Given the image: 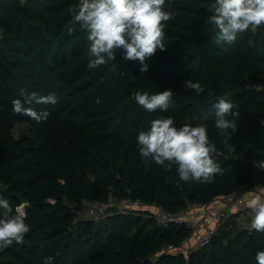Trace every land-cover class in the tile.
Segmentation results:
<instances>
[{"label": "trees", "instance_id": "16d2710c", "mask_svg": "<svg viewBox=\"0 0 264 264\" xmlns=\"http://www.w3.org/2000/svg\"><path fill=\"white\" fill-rule=\"evenodd\" d=\"M210 2L166 0L165 10L174 15L166 22L167 49L147 59L141 73L140 62L124 60L122 49L114 61L88 67L86 33L70 12L78 0H0V196L13 208L26 204L31 227L22 244L0 250V264H44L46 257L54 264H142L147 258L154 264H256L264 233L240 228L234 217L207 246L174 254L161 250L190 237L185 226H163L140 211L91 222L72 208L84 198L130 196L177 213L187 202L208 204L264 186V172L255 166L264 161V28L241 34L234 45H216L205 23ZM188 80L205 92L185 90ZM21 88L56 93L55 105H31L49 112L46 120L13 111ZM169 88L174 101L167 112H147L134 99L137 91ZM224 93L239 113L229 117L236 131L228 145L211 107ZM168 116L177 127L188 118L193 126L208 125L222 169L213 182H184L176 166L169 171L141 158L139 133ZM17 125L27 126L18 136Z\"/></svg>", "mask_w": 264, "mask_h": 264}, {"label": "clouds", "instance_id": "9594fccd", "mask_svg": "<svg viewBox=\"0 0 264 264\" xmlns=\"http://www.w3.org/2000/svg\"><path fill=\"white\" fill-rule=\"evenodd\" d=\"M165 2L166 0H80L79 6L70 9V12L74 21L86 33L89 45L88 67L95 69L114 61L116 51L122 49L124 60L139 61L142 65L141 73L146 72V60L158 51L167 49L164 43L166 22L174 19V15L165 10ZM207 9L210 15L205 23L214 33L213 43L216 45H234L241 34L264 28V0H212ZM184 87L197 94L205 92L198 81H185ZM213 95L211 91L208 92L209 97ZM19 96L22 99L12 101L13 111L37 122L46 120L50 113L37 112L31 105H55L59 100L54 92L41 96L23 88L20 89ZM134 99L147 112H167L173 106L174 92L170 88L152 94L137 91ZM211 107L215 128L224 136L223 143L228 145L232 133L236 131L235 121L229 119L232 115L239 116L234 111L236 105L230 94L224 93ZM202 119L207 120V115ZM137 141L143 160H151L169 171L176 166L179 179L184 182L211 183L222 171L214 158L217 148L209 139L208 125L199 123L193 126L192 118L186 119L179 127L171 116L154 119L146 131L139 133ZM229 148L235 151L230 145ZM25 208V204L13 208L7 198L0 196V250L13 243L22 244L30 232ZM248 208L252 213L251 228L264 233V197L257 195L252 198L248 202ZM255 260L256 264H264V251H258ZM44 264H54V258L46 257Z\"/></svg>", "mask_w": 264, "mask_h": 264}, {"label": "built area", "instance_id": "2783aa9c", "mask_svg": "<svg viewBox=\"0 0 264 264\" xmlns=\"http://www.w3.org/2000/svg\"><path fill=\"white\" fill-rule=\"evenodd\" d=\"M79 3L80 0H78V6ZM261 125L264 127V121ZM255 166L264 172V161H256ZM257 195L264 197V186H255L244 194L234 191L217 197L208 204L187 202L184 208L177 213L166 211L160 206L146 205L141 200L133 199L130 196L119 199L110 198L107 202L91 201L84 198L74 203L72 208L78 218L91 222H98L118 212L140 211L153 217L160 225L185 226L192 231L191 236L185 238L178 247L169 245L161 250V253L177 254L207 246L221 225L232 217L236 218V223L240 228L247 231L253 230L251 228L252 213L248 208V202ZM48 201L55 202L53 199Z\"/></svg>", "mask_w": 264, "mask_h": 264}, {"label": "rangeland", "instance_id": "374dc122", "mask_svg": "<svg viewBox=\"0 0 264 264\" xmlns=\"http://www.w3.org/2000/svg\"><path fill=\"white\" fill-rule=\"evenodd\" d=\"M26 127L27 126L24 125H17L14 130L15 135L16 136L21 135L27 129Z\"/></svg>", "mask_w": 264, "mask_h": 264}, {"label": "water", "instance_id": "95a60500", "mask_svg": "<svg viewBox=\"0 0 264 264\" xmlns=\"http://www.w3.org/2000/svg\"><path fill=\"white\" fill-rule=\"evenodd\" d=\"M235 162H242L241 159H235ZM142 264H154L153 260L151 258L145 259Z\"/></svg>", "mask_w": 264, "mask_h": 264}]
</instances>
